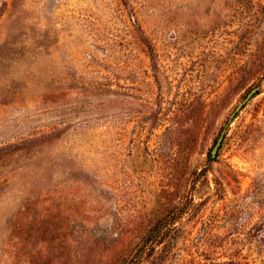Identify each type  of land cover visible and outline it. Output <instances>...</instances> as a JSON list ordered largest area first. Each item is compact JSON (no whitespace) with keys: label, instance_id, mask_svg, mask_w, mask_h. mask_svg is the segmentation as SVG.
<instances>
[{"label":"rangeland","instance_id":"obj_1","mask_svg":"<svg viewBox=\"0 0 264 264\" xmlns=\"http://www.w3.org/2000/svg\"><path fill=\"white\" fill-rule=\"evenodd\" d=\"M0 264H264V0H0Z\"/></svg>","mask_w":264,"mask_h":264},{"label":"water","instance_id":"obj_2","mask_svg":"<svg viewBox=\"0 0 264 264\" xmlns=\"http://www.w3.org/2000/svg\"><path fill=\"white\" fill-rule=\"evenodd\" d=\"M258 88L257 87H253L251 88L246 95L244 96V98L233 108V110L230 112V114L227 117V120L224 124V127L222 128L219 136L217 137V140L215 142V144L213 145V147L210 150V155L213 157L214 154L217 152V149L224 137L225 131L227 129V127L230 125V123L232 122V120L235 118L236 114L242 109V107L246 104V102L253 97L256 93H257Z\"/></svg>","mask_w":264,"mask_h":264}]
</instances>
